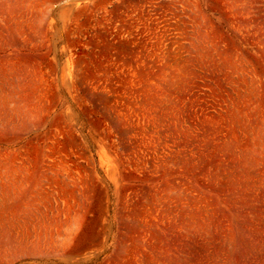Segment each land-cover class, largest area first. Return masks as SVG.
Masks as SVG:
<instances>
[{
	"label": "rangeland",
	"instance_id": "obj_1",
	"mask_svg": "<svg viewBox=\"0 0 264 264\" xmlns=\"http://www.w3.org/2000/svg\"><path fill=\"white\" fill-rule=\"evenodd\" d=\"M0 264H264V0H0Z\"/></svg>",
	"mask_w": 264,
	"mask_h": 264
}]
</instances>
